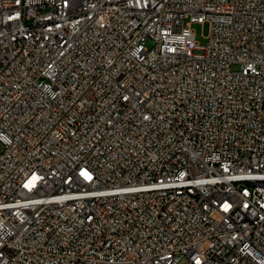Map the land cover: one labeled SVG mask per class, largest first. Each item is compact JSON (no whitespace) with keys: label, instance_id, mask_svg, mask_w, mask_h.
<instances>
[{"label":"built area","instance_id":"1","mask_svg":"<svg viewBox=\"0 0 264 264\" xmlns=\"http://www.w3.org/2000/svg\"><path fill=\"white\" fill-rule=\"evenodd\" d=\"M0 145V264H264V0H0Z\"/></svg>","mask_w":264,"mask_h":264},{"label":"rangeland","instance_id":"2","mask_svg":"<svg viewBox=\"0 0 264 264\" xmlns=\"http://www.w3.org/2000/svg\"><path fill=\"white\" fill-rule=\"evenodd\" d=\"M194 32L196 34V41L200 45H206L207 43V35H208V24H194L193 25ZM151 43H148V46H150ZM3 150V147L0 145V154Z\"/></svg>","mask_w":264,"mask_h":264}]
</instances>
